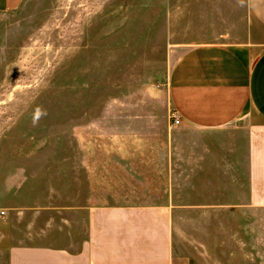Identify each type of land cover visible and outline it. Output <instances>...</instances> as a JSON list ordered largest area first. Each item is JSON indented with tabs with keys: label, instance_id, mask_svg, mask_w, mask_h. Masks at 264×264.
Wrapping results in <instances>:
<instances>
[{
	"label": "crops",
	"instance_id": "1",
	"mask_svg": "<svg viewBox=\"0 0 264 264\" xmlns=\"http://www.w3.org/2000/svg\"><path fill=\"white\" fill-rule=\"evenodd\" d=\"M26 1L0 0V14ZM163 14V131L84 147L62 195L7 209L0 264H187L173 221L264 212V0H164Z\"/></svg>",
	"mask_w": 264,
	"mask_h": 264
},
{
	"label": "rangeland",
	"instance_id": "2",
	"mask_svg": "<svg viewBox=\"0 0 264 264\" xmlns=\"http://www.w3.org/2000/svg\"><path fill=\"white\" fill-rule=\"evenodd\" d=\"M163 3L27 0L0 14V212L30 205L29 194L62 195L84 147L115 150V134L143 143L163 131ZM250 213L173 221V259L264 264V212Z\"/></svg>",
	"mask_w": 264,
	"mask_h": 264
},
{
	"label": "built area",
	"instance_id": "3",
	"mask_svg": "<svg viewBox=\"0 0 264 264\" xmlns=\"http://www.w3.org/2000/svg\"><path fill=\"white\" fill-rule=\"evenodd\" d=\"M168 118H169V121H170V125L171 126H178L179 120H178L175 112L169 113ZM0 215L3 216V212H0Z\"/></svg>",
	"mask_w": 264,
	"mask_h": 264
}]
</instances>
